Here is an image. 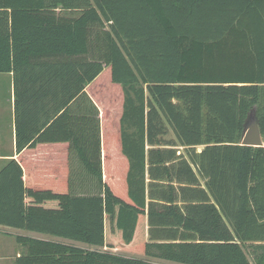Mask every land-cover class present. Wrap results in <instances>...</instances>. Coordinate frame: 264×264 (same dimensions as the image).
<instances>
[{"label": "trees", "instance_id": "trees-1", "mask_svg": "<svg viewBox=\"0 0 264 264\" xmlns=\"http://www.w3.org/2000/svg\"><path fill=\"white\" fill-rule=\"evenodd\" d=\"M0 73L17 150L67 143L0 168V226L144 255L17 234L15 264H264V0H0Z\"/></svg>", "mask_w": 264, "mask_h": 264}, {"label": "crops", "instance_id": "crops-1", "mask_svg": "<svg viewBox=\"0 0 264 264\" xmlns=\"http://www.w3.org/2000/svg\"><path fill=\"white\" fill-rule=\"evenodd\" d=\"M9 80H7V84L9 85V93L10 97L8 98L10 102V109H9V114L7 118L4 117V124H2V129H0V135L2 138V145L0 144V168L6 164V162L9 159H22L25 158L27 160H33V159H48L49 161V168L48 172L51 171L53 172V175L55 176L57 172H61L64 170L65 163L64 160L66 159V152H67V143L66 142H54L55 141V132L52 131V133H49L46 139L44 141L47 142H41L39 145L35 146L33 149H24L23 151L19 152L17 150V139H18V127H17V109L15 106V92H14V80H13V75L12 73H7ZM20 112H23V107L19 108ZM103 115V111L100 112V117ZM42 118H39L37 120H33V124H39L41 122ZM259 123V122H258ZM34 140V139H33ZM263 144H264V139H263ZM202 147L200 146L199 149ZM72 155V156H71ZM51 163V164H50ZM70 165L71 168L73 167H78L81 168L79 165L78 160L74 157L72 153H70ZM80 173L83 174V171L81 169ZM87 176V175H86ZM76 182V181H75ZM84 183V181H82ZM78 185V184H77ZM8 227V226H4ZM9 228V233L13 235V238L17 234L21 235H28L32 236L35 238H40V239H54L56 237L51 236L49 234H43L35 231H30V230H24V229H18V228ZM54 237V238H53ZM59 238H56L57 240ZM62 239V238H60ZM15 240V238H14ZM67 240V239H66ZM16 242V241H15ZM83 243V242H82ZM15 255L13 256L14 264H15V259L17 256H20L24 252V247L19 244L18 242L15 243ZM85 247L88 249H108L126 256H137V257H144V255L141 254H136V253H131V252H126L124 250H115V249H109L108 247H100V246H94V245H89L84 243ZM13 246V245H12ZM7 247V244L0 237V252L4 250ZM163 261V260H162ZM159 260V262L163 264H179L175 262H168L166 261L162 262ZM2 262V258H0V264Z\"/></svg>", "mask_w": 264, "mask_h": 264}, {"label": "rangeland", "instance_id": "rangeland-1", "mask_svg": "<svg viewBox=\"0 0 264 264\" xmlns=\"http://www.w3.org/2000/svg\"><path fill=\"white\" fill-rule=\"evenodd\" d=\"M106 70L108 71V69ZM8 77L9 76L7 73H0V129H2V124H4V121H5L4 117L7 118L9 114V109H10V102L8 100V98L10 97V93L8 90L9 85L7 84V80H9ZM106 77H107V74L105 78ZM0 144L2 145L1 135H0ZM73 155L75 156V158H77L75 154ZM8 231H9L8 227H4L2 225L0 226V237L1 239L3 238V240L7 244V247L0 252V258H2L1 264H14L13 256L15 255V252H16L15 251V247H16L15 241L16 240H14L13 235L10 234ZM56 238H59L57 239L59 241L69 242V243H73L79 246H85L84 243L82 242L72 241L69 239L66 240L65 238L60 239V237H56ZM250 245L246 246V250H247V253H248V256L251 262L255 263L253 247ZM126 252H129V251H126ZM166 263L168 262L166 261Z\"/></svg>", "mask_w": 264, "mask_h": 264}, {"label": "water", "instance_id": "water-1", "mask_svg": "<svg viewBox=\"0 0 264 264\" xmlns=\"http://www.w3.org/2000/svg\"><path fill=\"white\" fill-rule=\"evenodd\" d=\"M241 144L249 146H264L263 137L260 132L258 118L256 117L255 111H252L250 117L248 118Z\"/></svg>", "mask_w": 264, "mask_h": 264}]
</instances>
